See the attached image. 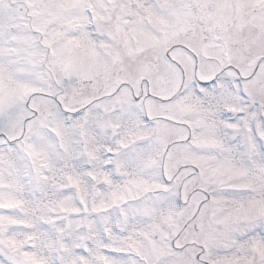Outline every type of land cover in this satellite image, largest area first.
<instances>
[{"label":"snow or ice","instance_id":"1","mask_svg":"<svg viewBox=\"0 0 264 264\" xmlns=\"http://www.w3.org/2000/svg\"><path fill=\"white\" fill-rule=\"evenodd\" d=\"M0 264H264V0H0Z\"/></svg>","mask_w":264,"mask_h":264}]
</instances>
